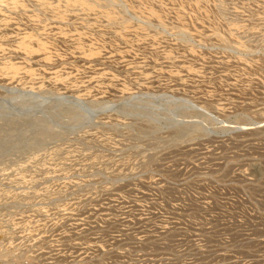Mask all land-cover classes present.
<instances>
[{
    "label": "rangeland",
    "instance_id": "1",
    "mask_svg": "<svg viewBox=\"0 0 264 264\" xmlns=\"http://www.w3.org/2000/svg\"><path fill=\"white\" fill-rule=\"evenodd\" d=\"M0 264H264V0H0Z\"/></svg>",
    "mask_w": 264,
    "mask_h": 264
}]
</instances>
